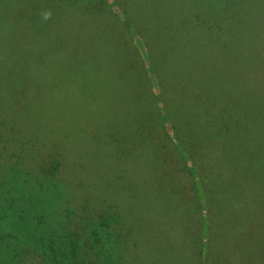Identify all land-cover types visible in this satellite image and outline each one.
<instances>
[{
    "label": "rangeland",
    "instance_id": "rangeland-1",
    "mask_svg": "<svg viewBox=\"0 0 264 264\" xmlns=\"http://www.w3.org/2000/svg\"><path fill=\"white\" fill-rule=\"evenodd\" d=\"M30 2L33 12L36 4ZM104 4L108 8L105 15L96 17L93 9L87 11L91 15L88 18L72 16L83 7L76 2L72 13L64 1L50 13L49 27L55 35L48 30L45 35L50 36V46L54 40L57 54L48 63V83L52 106L70 110L86 127L81 133L85 138L93 130L99 136L113 132L111 139L108 133V139L95 141L93 152L77 142L74 160H69L91 166L93 173H81L80 180L91 189L102 218L115 220L108 211L118 218L117 224L112 223L114 229L102 230H115L114 238L122 247L121 264H202L208 245L203 239H207L212 222L210 229L221 231L222 251L204 264H264V129L260 134L259 127L264 117H245L242 106L231 103L236 101L234 93L241 96L244 91L251 98L245 100L255 104V93L264 87V75L254 63L240 64L239 56L231 58L236 61L227 72L229 59L220 55L226 37L228 43L234 42L230 49L240 53L239 46L247 44L250 51L245 38L257 39L251 31L257 27L260 12L264 14V0H236L235 5L227 4V0H106ZM257 5H263L259 12ZM6 18L11 19L8 12L0 15L1 20ZM97 59L103 73L112 76V85H119L116 92L108 93L103 77L94 70ZM225 75L234 87L228 90V105L238 108L231 120L222 115L230 127L227 131L234 126L232 141L229 139V144L227 135L219 132L221 120L215 114L198 118L191 114L193 130L188 134L177 112L180 104L190 105L200 94L210 102L212 90L216 101L224 103L219 89ZM113 94L121 98L120 105L130 107L129 120L123 119L120 111L116 116L115 99L110 100ZM79 130L83 127L75 128ZM259 142L260 158L256 153ZM233 144L241 147L233 152ZM191 151L193 159L188 153ZM11 164L0 171L5 189L14 183L12 174L7 177L8 169L25 177L15 161ZM199 173L209 179L207 186L198 182ZM210 182L215 187L213 199L208 195ZM203 184L210 188L207 204L214 202L211 223L204 213L205 198L197 194L206 190ZM255 184L257 193L253 194ZM65 205L63 198L56 205L58 214L62 215ZM209 246H216L215 240ZM28 261L37 263V258L31 254Z\"/></svg>",
    "mask_w": 264,
    "mask_h": 264
},
{
    "label": "trees",
    "instance_id": "trees-1",
    "mask_svg": "<svg viewBox=\"0 0 264 264\" xmlns=\"http://www.w3.org/2000/svg\"><path fill=\"white\" fill-rule=\"evenodd\" d=\"M30 1H35L36 4L33 12ZM60 1H64L69 6L70 13L74 11L71 10V7L75 2L83 5L77 10L78 14L72 16L83 15L84 18H88L91 15H88L87 11L93 9L96 12L92 15L96 17L105 15L106 9L108 10L107 5L104 4L106 0H99L96 4H92V2L87 4L82 0H0V15L5 12L11 15V19H0V171L6 168L7 164L15 161L17 166L24 170L25 176L23 177L22 173H18L10 167L11 169H8L6 173H9L7 177L13 175L14 183L5 189L3 181L0 180L2 181L0 182V264H31L28 259L32 253L40 257L42 264H98L100 260L98 246L102 245L103 249L107 248L108 246L104 243L110 240L108 236L102 237L98 232L95 198L91 195V189L88 190L79 177L81 173L92 174L93 170H90L91 166L88 165L84 167L80 164H71L70 160H74L73 152L76 151L77 142L79 146L83 144V149L87 148L88 152H93L97 146L94 142H98L102 137L106 139L108 133L111 139L113 132L107 131V134L99 136L98 131L93 130L85 138V135L81 133L87 131L86 127L76 117H73L70 110L66 108L62 110L60 106L58 109L54 108L52 106L54 103L50 98L52 89L48 83L50 80L48 63L57 54L55 52L57 46L54 40L50 46V36L47 34L46 36L45 33L48 30V34L55 35V31L52 29L51 32L49 27L50 13L55 12ZM235 2L236 0H227V4L230 5H235ZM51 5H53L52 8L49 7ZM258 7L259 5L255 9L257 12L263 9V5ZM115 10L116 7L113 11ZM112 16L114 17V15ZM258 17L259 19H256L257 27L254 26L255 31H251V33H255L252 36H256V40L259 42L250 37L245 38L250 42V51L246 44L242 45V48L239 46L240 53H238L236 48L230 49L234 42L229 40L228 43L227 37L224 39V49L220 55H225L229 59L226 71H230L231 64L236 61L231 58L239 56L242 57L240 64L254 63L261 68L264 75V42L262 38L264 36V14L260 12ZM251 21L250 19L244 23ZM221 36L223 35L221 34ZM73 48L75 51L78 50L75 44ZM206 51L207 48L200 52ZM142 52L143 48H140V55ZM230 52L233 53L229 54ZM254 52L256 57H254ZM98 60L94 63V70L103 77L105 88L110 91L108 93L116 92L119 90V85H112L110 82L113 79L112 76L103 73L102 66H98ZM226 75V81L219 89L220 97L223 98L224 103L216 101V92L212 90L208 95L212 99L210 102H206L205 98L201 96L203 94H200L199 97L195 96L197 100L193 99L192 104H180L177 112L181 115L184 122L183 127L188 130V134L189 130L193 128V119H191L193 113L196 118L200 115H218L220 117L218 120H221L219 132L223 131L226 135L231 134L230 131L234 128L227 131L230 127L225 123L233 118V113L238 109L228 105L231 103H236L238 107L242 106V111H240L245 117H264V95L262 93L264 87L260 89V92L255 93L254 97L257 99L255 104L246 101L251 98L244 91L241 96L239 93H234L236 101L232 100L231 103H228L227 101L231 100L228 90L234 89V87L228 82L230 78ZM151 91L154 94L153 88ZM203 93L206 94V92ZM187 94L190 95V93ZM114 99L117 106L116 116L120 111L123 119L129 120L132 112L129 110L130 107L120 105L121 98L116 94L110 97V100L114 101ZM252 106H256V109ZM124 112L126 113L124 114ZM222 115H225L227 120ZM216 119L215 121L218 122ZM125 123L130 125L128 121ZM67 126L71 129L67 130ZM78 126L83 127V130L75 131ZM259 127L261 134L264 129V118L260 120ZM51 135H54V139L51 138ZM199 135H202V132ZM76 136H79V139H75ZM197 138L199 140L200 137ZM190 139L191 137L188 135V140ZM189 142L191 143L192 140ZM258 144L260 146H256V153L260 158L262 144L260 142ZM188 153L193 159L194 152ZM198 154L202 159L203 155ZM196 169L200 172L198 168ZM84 170L85 172H83ZM199 174L200 181L198 180V182H209L206 176ZM30 181L34 185L29 184ZM28 185H32L30 191L28 189L26 191ZM206 186L204 185V187ZM207 189L209 188L206 187V190L197 192L198 195L205 198L203 203L205 205L207 204ZM209 193L211 195L210 191L208 195ZM75 195L79 199L73 197ZM63 198L67 205V208L63 209L68 219L66 226L62 224L64 223L61 222L62 215L58 214L56 209V205ZM109 208L108 206L106 209ZM103 224L107 225L108 222L104 220ZM62 229H64L63 234H61ZM107 251L108 255L105 254L102 259L105 262L110 259Z\"/></svg>",
    "mask_w": 264,
    "mask_h": 264
},
{
    "label": "flooded vegetation",
    "instance_id": "flooded-vegetation-1",
    "mask_svg": "<svg viewBox=\"0 0 264 264\" xmlns=\"http://www.w3.org/2000/svg\"><path fill=\"white\" fill-rule=\"evenodd\" d=\"M232 128H234V126H232ZM233 130L234 129H232L230 132H231V134H233ZM231 134H229V135H227L226 137L228 138V140L230 139L231 140V138H230V136H231ZM216 137H218V135L216 136ZM230 140H229V144H230ZM232 141V140H231ZM230 146V145H229ZM241 147V146H240ZM240 147H235V145L233 144V147H232V151L234 152L235 150H237V149H239ZM32 181H30V183H31ZM29 183V184H30ZM206 183H208V182H206ZM210 186H211V190H210V192L212 193L211 195H210V198L209 199H213L214 197H215V194H213V189L212 188H215L214 187V185L210 182V184H209ZM208 185V186H209ZM210 189V188H209ZM208 189V190H209ZM216 190V189H215ZM257 189H256V184L254 185V189H253V194H255V193H257V191H256ZM214 202L213 201H211L210 202V204L208 205L207 204V206L208 207H206V210H205V214H207V215H209V217H210V223H211V218H212V216L214 215L212 212H214V207H211V204H213ZM215 203H216V201H215ZM111 213H109V215L111 216V217H114V221L113 220H111V218L109 219V222H108V225H102V222L104 221L103 220V218H102V215L98 212V211H96V221L98 220V225H99V227H98V232H100V234H101V236L102 237H105V236H108L109 238H110V240H109V242H106V243H104L105 245H107L108 247L107 248H102V245H100V247L98 246V253H99V261H98V264H121L122 263V260H121V252H122V247L120 246V244H117V241H116V239L114 238V235H115V230L114 231H109V232H107V233H105L102 229L103 228H108V229H114L113 228V226H112V223H116V220H118V218L117 217H115V215H114V213H113V211H110ZM216 215V214H215ZM62 221L61 222H64V223H62L64 226H66V223H67V217H66V214L64 213V212H62ZM212 221H213V219H212ZM60 222V221H59ZM117 224V223H116ZM212 225H214L213 224V222L210 224V227L212 226ZM210 227H208V232H207V239H206V237H205V239H203V240H205V241H207L208 240V245H206V259H203V261L201 262L202 264H204L205 263V261H208L209 259H211V257L212 256H217V254H219L221 251H222V247H221V241H220V235H221V231H219L218 229L217 230H215V229H210ZM212 228V227H211ZM64 233V229H62V231H61V234H63ZM116 236H117V239H120L121 238V236L120 235H117L116 234ZM211 240H215V242H216V246H214L213 248H211L210 246H209V243L211 242ZM101 249H103V251H101ZM106 250H108L107 252L109 253V255H110V257H113L112 259H109L107 262H105V261H103L102 259L104 258V256H105V254H106ZM200 252H201V250H200ZM32 255H33V257L34 258H37V263H31V264H42V262H41V260H40V257L39 256H37V255H34L33 253H32ZM106 255H108V254H106ZM118 256H120V257H118ZM121 260V261H120Z\"/></svg>",
    "mask_w": 264,
    "mask_h": 264
}]
</instances>
